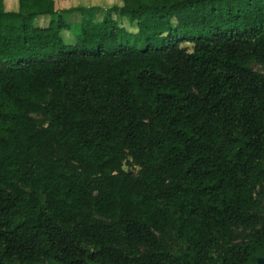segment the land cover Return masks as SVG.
<instances>
[{
    "label": "trees",
    "instance_id": "1",
    "mask_svg": "<svg viewBox=\"0 0 264 264\" xmlns=\"http://www.w3.org/2000/svg\"><path fill=\"white\" fill-rule=\"evenodd\" d=\"M16 2L0 0V264H256L264 0H121L147 42L109 49L108 15L68 30L80 0Z\"/></svg>",
    "mask_w": 264,
    "mask_h": 264
},
{
    "label": "rangeland",
    "instance_id": "2",
    "mask_svg": "<svg viewBox=\"0 0 264 264\" xmlns=\"http://www.w3.org/2000/svg\"><path fill=\"white\" fill-rule=\"evenodd\" d=\"M83 5L73 9H62L60 15L65 22H69L70 27L68 30L74 35L78 34V38H83L82 27L85 24H81L85 19H95L101 21L106 15L114 21L118 27L116 31V41H102V46L105 49L114 48L118 46L120 42H124L128 45H134L137 48H143L146 45L147 40L144 39L143 35H136L137 31L136 23L130 21L128 16L121 14L119 8L122 5L121 1L118 0H83ZM13 0H7V5H13ZM16 5V3H15ZM57 15H40L37 16L34 20V25L36 26H46L50 19H55ZM109 24V23H108ZM107 26H111L110 24ZM198 32L196 30L190 31L189 34L196 35ZM179 36L181 32H178ZM75 35V36H76ZM76 38V37H75ZM80 38V39H81ZM79 39V40H80ZM166 38H157L151 40L155 46L160 45ZM99 41L96 38V41H77L74 40L72 45L77 46V48H97ZM71 45V46H72ZM73 47V46H72ZM128 168V167H127ZM134 169V168H133Z\"/></svg>",
    "mask_w": 264,
    "mask_h": 264
},
{
    "label": "crops",
    "instance_id": "3",
    "mask_svg": "<svg viewBox=\"0 0 264 264\" xmlns=\"http://www.w3.org/2000/svg\"><path fill=\"white\" fill-rule=\"evenodd\" d=\"M118 1H121V0H118ZM13 5H11V6H8L7 5V0H4V5H5V8L7 9V10H13V9H15L16 8V6H17V2H16V0H13ZM15 3H16V5H15ZM83 0H80V6H82L83 5ZM63 9H67L66 7H64ZM98 21V20H97ZM41 27H44V26H41Z\"/></svg>",
    "mask_w": 264,
    "mask_h": 264
},
{
    "label": "water",
    "instance_id": "4",
    "mask_svg": "<svg viewBox=\"0 0 264 264\" xmlns=\"http://www.w3.org/2000/svg\"><path fill=\"white\" fill-rule=\"evenodd\" d=\"M256 264H264V255L259 257V258H257Z\"/></svg>",
    "mask_w": 264,
    "mask_h": 264
}]
</instances>
